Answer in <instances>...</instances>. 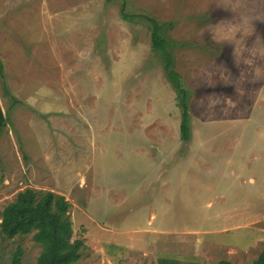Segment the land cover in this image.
Masks as SVG:
<instances>
[{
  "label": "rangeland",
  "instance_id": "374dc122",
  "mask_svg": "<svg viewBox=\"0 0 264 264\" xmlns=\"http://www.w3.org/2000/svg\"><path fill=\"white\" fill-rule=\"evenodd\" d=\"M11 1L17 10L29 4L31 40L20 58L6 47L1 54L17 89L26 79L37 137L13 155L20 168L0 210L28 187L66 196L74 238L85 241L73 264L257 258L264 249V0ZM148 17L164 24L189 92L188 141ZM33 234L9 238L0 227V264H10L18 246L23 264H36L42 247Z\"/></svg>",
  "mask_w": 264,
  "mask_h": 264
},
{
  "label": "trees",
  "instance_id": "16d2710c",
  "mask_svg": "<svg viewBox=\"0 0 264 264\" xmlns=\"http://www.w3.org/2000/svg\"><path fill=\"white\" fill-rule=\"evenodd\" d=\"M148 19L153 49L163 52L167 79L177 93V105L181 109V138L188 141L192 132L189 92L181 73L175 68L173 54L168 48V39L163 35L164 24L154 17ZM0 67L3 73L1 61ZM70 208L71 203L63 194L28 187L0 210L1 232L9 238L34 233V240L42 247L36 264L76 263L81 258L85 241L83 237L74 238ZM23 258L24 249L18 246L12 254L10 264H23ZM219 264L234 263L221 259ZM250 264H264V249Z\"/></svg>",
  "mask_w": 264,
  "mask_h": 264
},
{
  "label": "crops",
  "instance_id": "0c3cea01",
  "mask_svg": "<svg viewBox=\"0 0 264 264\" xmlns=\"http://www.w3.org/2000/svg\"><path fill=\"white\" fill-rule=\"evenodd\" d=\"M15 5L17 4L11 0L0 2V61L3 66V73H1L0 67V202L7 198L5 196H12L5 191L6 186L15 181L13 177L16 176V172L13 171V168H20L19 166L13 167L11 163L13 155L24 154V147L30 148L32 137H37V133L32 130L31 125L33 103L23 98L26 91V79L24 78L23 86L17 89L14 82L10 81L7 76L4 58L1 54V47H6L12 58H20L21 53L26 52L27 49L23 43L31 40L27 34L29 29L27 25L30 27L31 14L30 12L26 13V8L28 7L30 10V6L23 4L22 7L21 4L17 10L14 8ZM10 8L17 11H10ZM21 9L23 12H20ZM25 62L26 60H24ZM1 79L3 83H1ZM37 141L40 142V140ZM38 142L40 150L46 149V145H40ZM21 164L25 170L26 166L23 162ZM30 171L33 170H29V175Z\"/></svg>",
  "mask_w": 264,
  "mask_h": 264
}]
</instances>
